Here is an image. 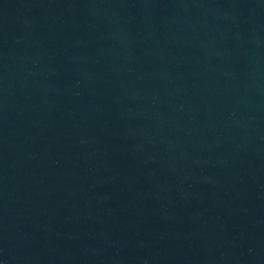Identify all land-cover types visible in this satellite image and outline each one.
<instances>
[{
	"label": "water",
	"instance_id": "1",
	"mask_svg": "<svg viewBox=\"0 0 264 264\" xmlns=\"http://www.w3.org/2000/svg\"><path fill=\"white\" fill-rule=\"evenodd\" d=\"M0 264H264V0H0Z\"/></svg>",
	"mask_w": 264,
	"mask_h": 264
}]
</instances>
